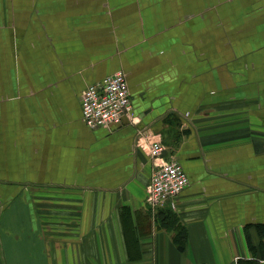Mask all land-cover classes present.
<instances>
[{
	"label": "crops",
	"instance_id": "obj_1",
	"mask_svg": "<svg viewBox=\"0 0 264 264\" xmlns=\"http://www.w3.org/2000/svg\"><path fill=\"white\" fill-rule=\"evenodd\" d=\"M119 69L133 121L87 127ZM0 264H264V0H0Z\"/></svg>",
	"mask_w": 264,
	"mask_h": 264
},
{
	"label": "built area",
	"instance_id": "obj_2",
	"mask_svg": "<svg viewBox=\"0 0 264 264\" xmlns=\"http://www.w3.org/2000/svg\"><path fill=\"white\" fill-rule=\"evenodd\" d=\"M81 117L91 129H110L123 118L133 121V104L125 72L121 69L90 83L80 96ZM133 117V118H132ZM138 146H147L152 158L153 173L146 187V201L151 206H160L177 197L187 186L188 177L175 158L164 156L165 146L154 136L144 144L139 138Z\"/></svg>",
	"mask_w": 264,
	"mask_h": 264
}]
</instances>
